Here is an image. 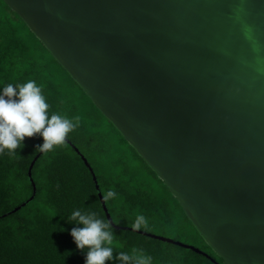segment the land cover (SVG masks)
<instances>
[{
    "label": "water",
    "instance_id": "water-1",
    "mask_svg": "<svg viewBox=\"0 0 264 264\" xmlns=\"http://www.w3.org/2000/svg\"><path fill=\"white\" fill-rule=\"evenodd\" d=\"M4 1L223 264H264V0Z\"/></svg>",
    "mask_w": 264,
    "mask_h": 264
},
{
    "label": "trees",
    "instance_id": "trees-1",
    "mask_svg": "<svg viewBox=\"0 0 264 264\" xmlns=\"http://www.w3.org/2000/svg\"><path fill=\"white\" fill-rule=\"evenodd\" d=\"M29 80L42 87L49 115L79 116L80 123L67 143L53 151L38 156L36 146L43 137L37 135L25 138L14 156L7 150L0 154V264H84L86 252L77 248L70 234L73 227L83 225L67 217L79 209L109 220L99 196L108 190L116 193L105 206L117 251L141 249L152 257V264H223L163 180L22 18L0 0V92L9 83ZM137 215L145 216L147 230L133 231L129 226ZM148 234L172 238L203 253Z\"/></svg>",
    "mask_w": 264,
    "mask_h": 264
},
{
    "label": "clouds",
    "instance_id": "clouds-1",
    "mask_svg": "<svg viewBox=\"0 0 264 264\" xmlns=\"http://www.w3.org/2000/svg\"><path fill=\"white\" fill-rule=\"evenodd\" d=\"M49 109L42 87L34 80L7 84L0 92V154L7 150L14 156L24 147L25 138L37 135L43 137V143L36 146L41 153L66 144L69 134L79 126L80 117L49 115ZM115 196V191L108 190L103 193V200L107 202ZM67 219L83 225L73 227L70 234L77 248L86 252L84 264H107L110 260H118L119 264H152V257L141 249L117 251L112 222L98 217L95 212L77 209ZM129 226L133 231L147 230V220L145 216L137 215Z\"/></svg>",
    "mask_w": 264,
    "mask_h": 264
},
{
    "label": "rangeland",
    "instance_id": "rangeland-1",
    "mask_svg": "<svg viewBox=\"0 0 264 264\" xmlns=\"http://www.w3.org/2000/svg\"><path fill=\"white\" fill-rule=\"evenodd\" d=\"M99 167L101 168V165L98 163Z\"/></svg>",
    "mask_w": 264,
    "mask_h": 264
}]
</instances>
